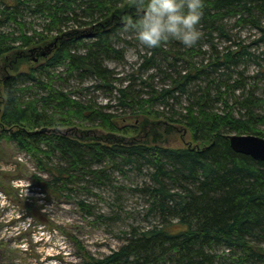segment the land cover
<instances>
[{"label":"trees","instance_id":"obj_1","mask_svg":"<svg viewBox=\"0 0 264 264\" xmlns=\"http://www.w3.org/2000/svg\"><path fill=\"white\" fill-rule=\"evenodd\" d=\"M126 1L0 0V62L12 56L44 59L1 81L0 140L31 157L39 173L34 181L49 197L73 201L100 221L118 215L95 214L97 204L89 197L100 196L94 188H112L113 206L127 189L114 185L118 176L144 178L130 189L144 200L142 217L149 224L133 226L118 250L89 257L88 264H225L220 260L230 257L234 264H264V161L236 152L229 140L232 134L264 138V85L249 88L237 70L254 64L264 78V58L232 42L226 29L231 19L251 24L264 42V0H205L198 27L206 38L192 47L177 40L144 45L149 50L141 56L139 76L124 84L107 62L125 59L119 45L126 41L121 38L126 25L112 12ZM215 37L229 45L218 49ZM171 56L184 64L178 69L173 64V74L159 65L160 58L168 62ZM153 68L166 73V83L144 78L143 69ZM89 78L96 88L115 93L124 114L158 119L155 127H185L193 145L76 137L91 127L126 135L141 129L121 126V115L83 97L79 87L59 85Z\"/></svg>","mask_w":264,"mask_h":264},{"label":"rangeland","instance_id":"obj_2","mask_svg":"<svg viewBox=\"0 0 264 264\" xmlns=\"http://www.w3.org/2000/svg\"><path fill=\"white\" fill-rule=\"evenodd\" d=\"M126 10L130 11L129 15L136 12L131 5V0H127L112 14H117L118 22H124L129 16L122 15ZM261 17V20H264V16ZM226 24H228L226 29L232 42L248 45L253 52L259 53L264 58V42H258L261 36L259 30L253 28L251 24H238L236 19H231ZM201 33L202 38L205 35L203 31ZM121 38L128 41L119 45L125 48V59L121 62L110 60L107 65L124 81L127 80L124 83L127 84L130 79L139 76L136 70L142 63L141 56L149 49L139 42L135 32L127 27L122 29ZM215 38L214 43L218 49L221 50L229 45L225 38ZM202 43L204 50H211L205 39H202ZM177 45L182 46V44ZM159 60H161L159 65L161 62L163 71L172 74L176 69L173 68V64L177 69L184 66L182 60L175 61L172 56L168 62L162 58ZM193 60L201 62L198 56H195ZM42 61L44 59H40L39 63ZM261 62L264 65L263 59ZM39 63L16 56L1 61L0 83L7 74L27 71ZM258 69L256 65L251 64L242 65L237 70L243 72V80L249 88L255 89L264 85V78L256 75ZM142 75L144 78L153 75L154 82L158 86L167 82L166 73H161L154 68L143 69ZM94 84L96 81L90 78L81 81V84H77L76 81L59 82V85L64 88L79 87L80 95L83 97L110 106L112 111L121 115V126H138L141 129L136 135H126L91 127L79 130L81 133L76 137L87 142L98 140L116 143L122 138L131 142L137 138L147 143L158 142L170 147L193 145L191 135L185 127L164 124L155 127V124L159 122L158 119L148 116L135 117L131 115V112L124 114L125 112L118 105L115 93L111 95L107 91L96 88ZM158 108L162 110L158 106L155 107V109ZM175 110H180L179 106L176 105ZM260 111L264 113V107ZM34 175L39 173L31 157L19 150L14 143L0 140V264H88L89 257H102L118 250L124 244L133 226L143 227L149 224L148 220L144 221L142 217L144 216V200L130 189L136 182L144 179L136 173H131L132 178L129 180L117 177L114 185L123 184L127 189L121 193L123 199L115 202L113 206H110V202L116 195L112 188H94L93 191L100 196L89 197V202L97 204L95 214L105 211L108 215H118L116 219L109 218L101 221L97 219V215H86L85 211L80 210L73 201L49 197L48 193L34 181ZM222 253L221 249L217 251L219 255ZM232 259V257L226 261L221 259L220 262L234 264Z\"/></svg>","mask_w":264,"mask_h":264},{"label":"clouds","instance_id":"obj_3","mask_svg":"<svg viewBox=\"0 0 264 264\" xmlns=\"http://www.w3.org/2000/svg\"><path fill=\"white\" fill-rule=\"evenodd\" d=\"M205 0H131L136 16L125 19L143 45L152 48L177 40L192 47L201 38L198 27Z\"/></svg>","mask_w":264,"mask_h":264},{"label":"water","instance_id":"obj_4","mask_svg":"<svg viewBox=\"0 0 264 264\" xmlns=\"http://www.w3.org/2000/svg\"><path fill=\"white\" fill-rule=\"evenodd\" d=\"M231 147L238 153L264 161V138L257 135H229Z\"/></svg>","mask_w":264,"mask_h":264}]
</instances>
